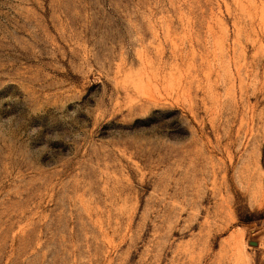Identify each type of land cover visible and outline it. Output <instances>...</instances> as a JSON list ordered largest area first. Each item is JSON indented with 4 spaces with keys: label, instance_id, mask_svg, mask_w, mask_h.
Here are the masks:
<instances>
[{
    "label": "rangeland",
    "instance_id": "rangeland-1",
    "mask_svg": "<svg viewBox=\"0 0 264 264\" xmlns=\"http://www.w3.org/2000/svg\"><path fill=\"white\" fill-rule=\"evenodd\" d=\"M0 264H264V0H0Z\"/></svg>",
    "mask_w": 264,
    "mask_h": 264
}]
</instances>
